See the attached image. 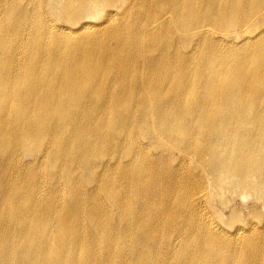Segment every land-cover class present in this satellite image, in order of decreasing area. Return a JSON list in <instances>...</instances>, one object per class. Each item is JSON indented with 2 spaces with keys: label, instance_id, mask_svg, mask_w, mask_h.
Listing matches in <instances>:
<instances>
[{
  "label": "bare ground",
  "instance_id": "bare-ground-1",
  "mask_svg": "<svg viewBox=\"0 0 264 264\" xmlns=\"http://www.w3.org/2000/svg\"><path fill=\"white\" fill-rule=\"evenodd\" d=\"M0 264H264V0H0Z\"/></svg>",
  "mask_w": 264,
  "mask_h": 264
},
{
  "label": "rangeland",
  "instance_id": "rangeland-1",
  "mask_svg": "<svg viewBox=\"0 0 264 264\" xmlns=\"http://www.w3.org/2000/svg\"><path fill=\"white\" fill-rule=\"evenodd\" d=\"M234 207L236 208L237 213H239V215L237 217L238 219H235V221H234V219L231 220V218H228V216L226 214V216L224 218V223L231 224V225H233V224L237 225L238 224L237 222L239 219H241V221H243V222H247L248 220L252 219V217L254 220H256L255 215L252 216L250 213L253 206L251 203L248 202V200H245V202H242L241 200H236L234 203Z\"/></svg>",
  "mask_w": 264,
  "mask_h": 264
}]
</instances>
